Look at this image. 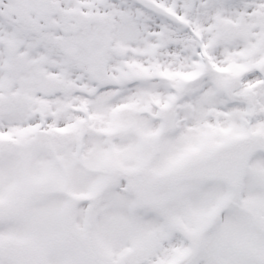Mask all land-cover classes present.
Listing matches in <instances>:
<instances>
[{
  "label": "snow or ice",
  "instance_id": "1",
  "mask_svg": "<svg viewBox=\"0 0 264 264\" xmlns=\"http://www.w3.org/2000/svg\"><path fill=\"white\" fill-rule=\"evenodd\" d=\"M0 264H264V0H0Z\"/></svg>",
  "mask_w": 264,
  "mask_h": 264
}]
</instances>
